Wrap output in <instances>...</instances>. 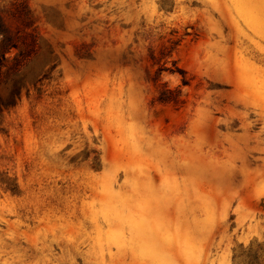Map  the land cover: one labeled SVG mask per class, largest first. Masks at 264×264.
<instances>
[{
  "label": "rangeland",
  "instance_id": "obj_1",
  "mask_svg": "<svg viewBox=\"0 0 264 264\" xmlns=\"http://www.w3.org/2000/svg\"><path fill=\"white\" fill-rule=\"evenodd\" d=\"M18 5L38 47L0 110V264L264 241V0H0L14 28Z\"/></svg>",
  "mask_w": 264,
  "mask_h": 264
},
{
  "label": "trees",
  "instance_id": "obj_2",
  "mask_svg": "<svg viewBox=\"0 0 264 264\" xmlns=\"http://www.w3.org/2000/svg\"><path fill=\"white\" fill-rule=\"evenodd\" d=\"M13 18L19 22V26L12 27L0 11V83H11V94L7 99L0 96V110L3 105L11 106L17 102V96L21 91L19 76L36 54L37 42L32 33L26 29L33 28L34 20L30 16V10L22 5L15 7ZM36 30L35 28H33ZM15 52L14 55H12ZM7 189L17 192V186L13 183L7 185ZM234 264H264V241H252L248 246L242 245L240 250H235Z\"/></svg>",
  "mask_w": 264,
  "mask_h": 264
}]
</instances>
